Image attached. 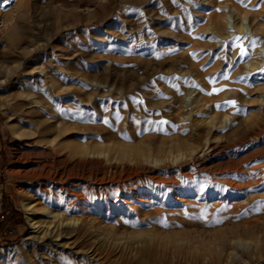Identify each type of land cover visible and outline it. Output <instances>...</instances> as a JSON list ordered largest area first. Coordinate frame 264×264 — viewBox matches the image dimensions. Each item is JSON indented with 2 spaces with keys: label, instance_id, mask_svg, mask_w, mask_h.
Segmentation results:
<instances>
[{
  "label": "rangeland",
  "instance_id": "374dc122",
  "mask_svg": "<svg viewBox=\"0 0 264 264\" xmlns=\"http://www.w3.org/2000/svg\"><path fill=\"white\" fill-rule=\"evenodd\" d=\"M2 210L0 264H264V0H0Z\"/></svg>",
  "mask_w": 264,
  "mask_h": 264
},
{
  "label": "trees",
  "instance_id": "16d2710c",
  "mask_svg": "<svg viewBox=\"0 0 264 264\" xmlns=\"http://www.w3.org/2000/svg\"><path fill=\"white\" fill-rule=\"evenodd\" d=\"M16 215L15 213H13L12 211H4L2 210L0 212V222L4 223V222H7V221H12V220H16Z\"/></svg>",
  "mask_w": 264,
  "mask_h": 264
},
{
  "label": "snow or ice",
  "instance_id": "6c2138e0",
  "mask_svg": "<svg viewBox=\"0 0 264 264\" xmlns=\"http://www.w3.org/2000/svg\"><path fill=\"white\" fill-rule=\"evenodd\" d=\"M240 55H244V49L243 48H241V51H240ZM209 94H211V93H209ZM233 105L235 104V102H231Z\"/></svg>",
  "mask_w": 264,
  "mask_h": 264
},
{
  "label": "bare ground",
  "instance_id": "6f19581e",
  "mask_svg": "<svg viewBox=\"0 0 264 264\" xmlns=\"http://www.w3.org/2000/svg\"><path fill=\"white\" fill-rule=\"evenodd\" d=\"M238 30H239V31H242V28H241V27H239V28H238ZM33 226H35V225H33Z\"/></svg>",
  "mask_w": 264,
  "mask_h": 264
},
{
  "label": "built area",
  "instance_id": "2783aa9c",
  "mask_svg": "<svg viewBox=\"0 0 264 264\" xmlns=\"http://www.w3.org/2000/svg\"><path fill=\"white\" fill-rule=\"evenodd\" d=\"M7 233L9 234V233H10V231H7Z\"/></svg>",
  "mask_w": 264,
  "mask_h": 264
}]
</instances>
